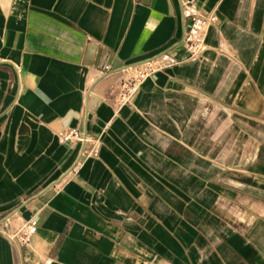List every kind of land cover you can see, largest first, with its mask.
Returning <instances> with one entry per match:
<instances>
[{"label":"crops","instance_id":"0c3cea01","mask_svg":"<svg viewBox=\"0 0 264 264\" xmlns=\"http://www.w3.org/2000/svg\"><path fill=\"white\" fill-rule=\"evenodd\" d=\"M187 1L0 0V264H264V0Z\"/></svg>","mask_w":264,"mask_h":264},{"label":"built area","instance_id":"2783aa9c","mask_svg":"<svg viewBox=\"0 0 264 264\" xmlns=\"http://www.w3.org/2000/svg\"><path fill=\"white\" fill-rule=\"evenodd\" d=\"M183 11L186 17H190L189 23L186 24L182 45L186 54V59L198 58L206 47V34L209 26L217 21L218 16L215 13H200L190 9V3L187 0H181ZM179 62L175 56H169L166 66ZM153 66H147L137 70V73L124 81L121 85V91L118 103H126L131 100L136 93L140 83L153 71ZM60 141L63 143H81L80 158H84L97 153V147L92 137L78 127H70L60 133ZM10 218L4 216L0 218L1 229L12 228L11 238L17 239L20 243L26 244L30 241L31 236L36 231L35 221H25L23 223L14 222L11 224Z\"/></svg>","mask_w":264,"mask_h":264}]
</instances>
